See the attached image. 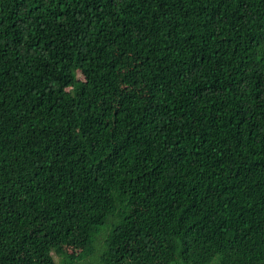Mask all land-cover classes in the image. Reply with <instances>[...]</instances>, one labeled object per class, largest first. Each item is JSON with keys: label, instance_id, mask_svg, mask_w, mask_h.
<instances>
[{"label": "trees", "instance_id": "1", "mask_svg": "<svg viewBox=\"0 0 264 264\" xmlns=\"http://www.w3.org/2000/svg\"><path fill=\"white\" fill-rule=\"evenodd\" d=\"M264 264V0H0V264Z\"/></svg>", "mask_w": 264, "mask_h": 264}, {"label": "rangeland", "instance_id": "2", "mask_svg": "<svg viewBox=\"0 0 264 264\" xmlns=\"http://www.w3.org/2000/svg\"><path fill=\"white\" fill-rule=\"evenodd\" d=\"M55 260H56L57 264H59V259L57 257L55 258Z\"/></svg>", "mask_w": 264, "mask_h": 264}]
</instances>
